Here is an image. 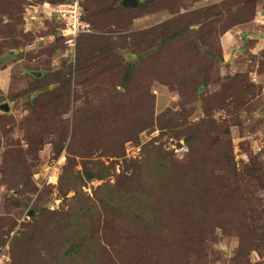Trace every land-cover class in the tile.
I'll return each mask as SVG.
<instances>
[{"label":"rangeland","instance_id":"374dc122","mask_svg":"<svg viewBox=\"0 0 264 264\" xmlns=\"http://www.w3.org/2000/svg\"><path fill=\"white\" fill-rule=\"evenodd\" d=\"M50 1L57 4L70 0ZM82 4L88 26L81 35L82 50L89 40H95L107 53L123 58L125 65L127 59L136 60L127 45L130 36L155 28H159L158 32L168 30L172 36L180 32L184 35L168 43L156 61L139 63L130 96L127 77L109 74L110 71H103L105 75L86 84H79L74 71L69 92L60 95V85L53 79L61 71L71 74L62 67L64 44L56 37L46 41L40 38L46 34L55 36L61 24L56 17L47 20L42 13H34L30 6L40 5L35 0H0V107H9L8 112L0 109V228L7 233L12 230L0 241V264L264 261V246H259V252L240 257L238 239L221 229L215 231L214 240L189 241L183 250L180 246L171 249L170 245L179 239L176 230L181 222L177 212L170 214L176 204L166 202L152 190V200L142 209L145 223L137 230L134 227L138 225L127 220V192L148 177L147 162L167 155L175 162H183L190 154L185 139L176 137L180 129L174 126L188 123V133H196L204 121L221 124L230 119L225 111L217 109L225 95L218 75L226 82L241 74L261 88L249 108L238 112L230 122L235 124L230 131L239 169L249 161L247 152L264 154V74L258 73L259 60L264 59L260 55L264 50V0H259L257 15L248 23H242L244 13L238 11L241 4L236 0H152L151 5L134 13L127 12L124 0H82ZM225 17L234 18L224 31L220 19ZM172 20L170 26L161 29ZM128 42L133 44L131 39ZM187 71L196 74L191 83L184 79ZM204 77L210 87L199 93ZM113 85L118 103L110 95ZM128 99L141 107L146 105L147 113L153 103L154 125L138 141L126 143L122 158L101 157L99 160L111 168L109 175L88 181L86 171L99 157L90 158L84 153L81 158L79 149L86 143L99 145L98 134L108 132L106 113L115 117L121 112L119 107L127 106ZM171 112L183 115L176 118ZM75 136L81 141L77 142ZM261 158L263 161L264 155ZM69 161L75 166L67 169ZM74 178L79 179L75 188L70 186ZM159 189L157 186L156 191ZM78 193L81 195L77 198ZM99 199L104 203L102 209H110L105 203L111 201V208L123 210V217L105 219V211L91 212L94 215L88 214L89 220L82 228L67 230L65 235L54 234L45 243H37L35 235L27 236L49 225L57 215L64 217L74 212L73 219L78 218L83 206ZM152 212L156 217L150 219ZM64 224L60 222V229ZM201 232L202 228L197 238ZM17 236L20 241L16 242ZM257 242H262L261 237L257 236ZM77 243L81 247L74 253L71 248Z\"/></svg>","mask_w":264,"mask_h":264},{"label":"trees","instance_id":"16d2710c","mask_svg":"<svg viewBox=\"0 0 264 264\" xmlns=\"http://www.w3.org/2000/svg\"><path fill=\"white\" fill-rule=\"evenodd\" d=\"M35 1L40 5L51 4L56 6L61 4L53 3L50 0ZM150 1L152 0L145 2L137 0V8H127V12L134 13L136 10L145 9V7L151 5ZM236 1L241 4V8L238 11L244 13V21L242 23H248L256 17L259 0ZM230 12L231 10L229 14ZM182 18L184 16L176 19ZM232 18L225 17L220 19L223 20L222 29L224 31L231 27ZM238 22L239 19L236 23ZM172 23L173 20L165 24L161 29L163 30ZM59 24L61 23L59 22ZM62 27L63 25L61 24L60 29ZM158 30L159 28H155L151 32H144L143 34L132 35L127 38V45L132 49L131 54L136 56L134 61L127 59L129 60L127 65L124 64L123 58H120L118 54L107 53L101 46H98L99 43L95 40H89L87 46L82 50V47H80L82 36H80L78 39L76 64L73 66L68 59L64 58L62 62V67L69 70L71 74L61 71L53 79L55 83L60 85L58 93L61 95L64 92H69L71 76L74 71L75 73L77 72L79 84L82 81L83 84H86L92 79L105 75L103 71H110L111 73L109 74L127 77V96H130L134 86L132 80L139 71V63L147 64L156 61L161 50L168 43L170 44L184 35L180 32L172 36L168 30H163V32H158ZM55 37L60 43L64 44V39L59 36L58 32L55 33ZM128 39L133 40V44H130ZM260 55L264 58V50ZM213 61L222 64L216 59ZM191 70H193V67ZM258 73L264 74V59L259 60ZM195 75V73L187 71L184 79L191 83L194 81ZM219 77L218 75L217 80L222 83L225 95L223 100L218 102L217 109L225 111L230 119L224 120L221 124L215 120L204 121L202 129L196 133H188V123H178L174 126L173 128L180 129L175 135L178 139H185L186 144L190 148V154L187 155L183 162L173 161L170 155L147 162L145 169L149 172L148 177L141 179L137 188L127 192V220L133 225H138L134 227L135 229H140L141 225L145 223V220H143L144 210L142 209L147 202L152 200L154 196L150 191L152 190L166 202L173 205L176 204L174 211L170 212V214L177 212L179 214L178 220L181 222H179L180 227L176 230L179 239L170 245L171 249L177 250L180 246L183 250V246L188 245L189 241L192 244L196 240H200L202 243L205 238L214 240L215 231L221 229L225 235L238 239V254L240 257H246L252 252L261 251L262 249L259 246H264V160L262 161L261 158L264 154L254 155L251 151L247 152L246 155L249 161L243 165L242 169H239L234 155V145L231 141L230 131L231 125L235 124L230 122L235 120L238 112L249 108L250 102L258 96L261 88L251 83L248 77L241 74L235 75L226 82ZM209 83L208 78L204 77L198 87L199 93L210 87ZM115 86L110 87V95L112 98L114 95L115 103H118L117 95H115ZM146 109V105L141 107L137 102H132V100L128 99L127 106L119 107L118 110L121 112L117 113L115 117L108 112L106 113L107 118H104L107 120L106 124H108V130H106L110 134L101 131L98 134L100 138L99 145L94 146L91 142L84 144L85 147L82 148L84 150L79 149L80 153L78 155L81 158L85 154L89 155L90 158L96 155L99 157L93 161V168L86 171V179L88 181L96 178L101 179L109 175L111 168L106 167L99 160L101 157L106 159L122 158L126 143L138 141L140 135L154 125L153 103L149 113L145 112ZM171 113L176 118L183 115V112ZM158 122L162 129H165L161 119ZM124 128H127V131H124ZM75 138L77 142L81 141L78 139L79 137L75 136ZM74 166L69 161L66 168L69 169ZM84 168H86V164ZM78 182L79 179L74 178V182L70 183V186L75 188ZM250 184L254 186L253 189L249 188L248 185ZM157 186L160 187L159 191H156ZM198 192L200 193L197 194ZM80 195L78 193L77 198ZM102 203V199H99L97 203L89 202L88 205L83 206L79 211L78 218L73 219L74 212L64 217L57 215L56 218L50 220L51 223L49 225L41 226L35 233L27 236L32 237L35 235L34 238L37 243H40V240L45 243L54 234L65 235L67 230L76 231L82 228L87 224L89 215L92 213L105 211V219L109 216L115 219L123 217V210L118 207L111 208L114 207L111 205V201L105 203V205H109L110 209H102ZM176 206L179 207L175 208ZM120 215L122 216L120 217ZM154 217H156V214L152 212L149 218L152 219ZM60 222L65 223L61 229L59 227ZM200 228H202V232L197 238ZM2 229L0 228V241L12 232L11 230L7 233L2 231ZM147 233L150 234V231ZM21 235H23L22 232ZM257 236L261 237L262 242H257ZM15 240L16 242L20 241V236L15 237ZM80 247L79 243H77L71 250L76 253V249H80ZM257 264H264V261Z\"/></svg>","mask_w":264,"mask_h":264},{"label":"built area","instance_id":"2783aa9c","mask_svg":"<svg viewBox=\"0 0 264 264\" xmlns=\"http://www.w3.org/2000/svg\"><path fill=\"white\" fill-rule=\"evenodd\" d=\"M52 11L57 21L63 25L59 32L66 47L62 57L68 59L74 66L77 61L78 39L88 27L83 21L82 0H70L67 3L58 4Z\"/></svg>","mask_w":264,"mask_h":264},{"label":"crops","instance_id":"0c3cea01","mask_svg":"<svg viewBox=\"0 0 264 264\" xmlns=\"http://www.w3.org/2000/svg\"><path fill=\"white\" fill-rule=\"evenodd\" d=\"M28 1L32 2L33 0H28ZM30 8L34 10V13H38V12L42 13L45 17H47V20H50L55 17L52 11L54 8V5H51V4L36 5V6H30ZM48 38L51 40H54L55 36L46 34L45 37H41L40 39L46 41V39Z\"/></svg>","mask_w":264,"mask_h":264},{"label":"water","instance_id":"95a60500","mask_svg":"<svg viewBox=\"0 0 264 264\" xmlns=\"http://www.w3.org/2000/svg\"><path fill=\"white\" fill-rule=\"evenodd\" d=\"M124 6L125 8L129 9H135L138 6L137 0H124ZM1 110H4L5 112L9 111L8 105H3L0 107Z\"/></svg>","mask_w":264,"mask_h":264}]
</instances>
